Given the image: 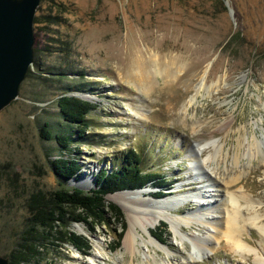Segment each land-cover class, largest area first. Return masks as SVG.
Listing matches in <instances>:
<instances>
[{"label": "rangeland", "instance_id": "rangeland-1", "mask_svg": "<svg viewBox=\"0 0 264 264\" xmlns=\"http://www.w3.org/2000/svg\"><path fill=\"white\" fill-rule=\"evenodd\" d=\"M36 16L42 21L34 25L38 68L60 69L66 76L61 83L47 74L43 76L51 82L25 80L18 98L0 112V178L9 174L15 186L47 195L71 189L86 193L95 189L101 170L111 171L126 151L134 150L142 157V170L164 176L170 187L148 184L122 191L143 189L147 195L130 200L126 212L119 207L125 230L116 251L110 250L113 231L121 232L122 225L95 226L91 233L90 226L71 222L66 230L90 243L87 256L54 240L44 242L41 255L20 264H95L93 255L97 264H184L191 255L198 256L186 236L203 238L210 224L196 222L176 233L160 221L150 233L159 234L160 224L167 225L165 250L147 248L139 237L133 256L122 250L128 216L139 225L150 222L153 212L143 210L149 208L147 201L176 195L178 184L183 193L200 191L203 196L200 205L176 210L179 215L192 211L200 218L201 209L212 205L210 222L222 229L230 194L242 191L259 204L254 208L264 224V0H42ZM64 44L67 55L60 50ZM205 70L204 88L189 106ZM62 94L83 96L96 106L86 117L83 134L59 117L55 101ZM46 123L75 140L68 150L41 138ZM211 142L215 149L203 148ZM192 148L197 161L187 157ZM57 158L74 159L79 172L66 182L57 179L49 168ZM90 168V189L84 190L76 182ZM1 179L0 257L8 259L15 231L27 214L24 201L9 196ZM197 180L201 182L186 185ZM161 192L162 197H155ZM117 193L107 195L106 202L118 206L109 199L119 200ZM242 215L250 216L246 210ZM77 225L86 234L78 233ZM136 232L148 240L138 225ZM244 237L257 247L255 228ZM98 241L103 251L95 247ZM211 247L213 252L200 249L194 264H253L252 258L243 261L231 253L224 241H213Z\"/></svg>", "mask_w": 264, "mask_h": 264}, {"label": "trees", "instance_id": "trees-1", "mask_svg": "<svg viewBox=\"0 0 264 264\" xmlns=\"http://www.w3.org/2000/svg\"><path fill=\"white\" fill-rule=\"evenodd\" d=\"M40 23H42L40 18L35 16L34 25ZM60 50L67 55L69 51L68 45L60 46ZM37 56L38 52L34 48L32 63L34 70H31L30 67L25 80L36 78L51 82V78L43 76L47 74V76L59 77V82L61 83L66 73L60 69L51 68L41 71L38 68ZM67 90L68 88L65 87L62 89L64 92ZM55 104L61 120L69 126H76L78 128L77 133L84 132L88 128L86 117L96 109L94 104L79 97L66 94L59 96ZM40 132L41 138L47 141H55L63 150H68L70 143L75 142L74 139H71V136L68 137L58 133L49 123L43 125ZM141 165L142 157L140 154L134 150L126 151L122 158L114 164L111 171L101 170L95 176V189L86 193L78 189L56 191L48 195L41 191H27L23 189V186H15V177L10 178V175L6 173L8 177L0 179L8 189V195L13 194L14 198L22 199L24 201L22 208L27 214V217L23 219L20 225V230L15 231L14 246L8 255V264L31 262L34 257L41 255L39 250L44 248V242H53L54 240L67 242L77 251L87 256L91 250L90 243L85 237L77 236L66 230L71 222L90 226L91 233L94 232L93 228L95 226L122 225L121 232H118L117 229L113 231L116 239L113 241L110 250L112 252L116 251L120 247L123 231L125 230L124 216L115 204L107 203L105 197L120 191L140 189L148 184L161 189L170 187L164 176L154 172H144ZM49 168L57 179L64 182L72 179L79 172V166L74 159H54L49 162ZM162 196L163 192L155 194V197ZM160 225V233L151 232V236L161 244H165V239L169 235L167 225L165 223ZM58 228L63 229L62 233L57 230ZM56 235H62L64 238L56 239Z\"/></svg>", "mask_w": 264, "mask_h": 264}, {"label": "bare ground", "instance_id": "bare-ground-1", "mask_svg": "<svg viewBox=\"0 0 264 264\" xmlns=\"http://www.w3.org/2000/svg\"><path fill=\"white\" fill-rule=\"evenodd\" d=\"M151 61L154 65V69H153L154 73L158 75L159 73L155 67L156 66L155 57H153ZM206 76H207V70H205L198 86L196 87L195 95L192 96L190 100L188 101L189 106H191L192 103L196 101L197 95L200 94V91L204 88ZM184 109L187 110L188 108L186 107ZM214 143L215 142H211L210 144L205 143L203 145V148L207 147V148L215 149L216 146H214ZM218 149L220 150V147H218ZM196 150L195 148L190 149L188 152L189 155L187 157L188 158L191 157L194 161H197V158H195L194 156V155H197ZM213 158H214L213 155H211L210 157H208L207 161ZM193 163L192 164L194 166L196 163L195 162ZM93 171L94 169H91V168L86 170L84 176L82 177L80 181L76 182L77 183L76 185L84 190H89L90 189V177H88L87 175L91 174ZM200 182L198 180L196 182L189 181L188 184L186 185L190 186L192 184H195V183L198 184ZM231 183H233V181ZM182 191H183V185L178 184L174 188V192H173V193L176 192V195L166 196L165 198L161 200H154L151 202L147 201L149 208L144 207L143 210H148V211L153 212V218L150 222H147L144 225H139L136 222L135 217L132 219L130 216H128L129 217L128 218L129 219L128 220L129 229L127 230L124 236V239L122 242V250H124L130 256H133L134 253L138 250L137 246H139V242L136 239L137 237L140 238V241H141L140 244L146 245L147 248L151 246L157 250H162V249L165 250L164 249L165 247L157 243L152 238L151 233H150V229H153V227L158 222L160 221L166 222L171 230L173 231L176 230V233L178 231H181L182 226L189 227L191 226V224L199 222V223H204L205 225L210 224L211 225V227L209 228L210 231L207 232L208 233L206 234L207 236L203 238H198V239H196L195 237H189L185 235L187 238H189L188 240H189V243L191 244L192 250L197 252L198 256L194 257L191 255L188 261H184V264L196 263V261L201 258L199 256V253H201L203 249L208 250L209 252H213L214 247H211V245L213 244V241L216 242V244L217 243L220 244L221 241H224L227 249L231 253L237 255L243 261L245 260L249 261L252 258L251 262L253 264H264V224H261L263 218H262V215L258 213L257 210H255L254 205H256L257 203H255L251 197H249L242 191L239 193L230 194L229 201H228L229 205L227 208V213L224 218L225 226L223 225L224 227L221 229L217 223L214 224L213 222H210V219H211L210 210L212 209V205L210 202L208 204H210L211 207H209L208 210L201 209L204 215H202V217L200 218L199 216L198 218L195 217L196 214H194V212L192 211L186 212L183 215H179L178 213H176V210L182 207H185L186 205L190 203L195 206L200 205L201 203L200 197L201 198L203 197L200 195L199 193L200 191H197L194 193H183ZM116 195L120 197L119 200H115L114 197H109V199L117 203L118 206L123 211L126 212L127 204L128 202H130V200L133 201L141 197L143 198L145 195H147V192H145L144 190L142 191L140 190V191H134V192H120V193H117ZM212 196L213 195L210 194L208 198H211ZM201 206H204V204H202ZM242 210L248 211L250 216L244 217L242 215ZM137 225L140 229H142L145 236L148 238L147 241L145 240L143 235L138 234L136 232ZM249 228H255L259 235L258 240H256L257 247L255 245H252L248 241V239L244 237L246 230H248ZM76 230L78 231V233H82V234L85 233V230L79 225L76 226ZM185 236H181L180 240L182 242H184L183 238ZM193 238L195 239L193 240ZM101 245L102 244L99 241L95 243V247L98 250L103 251V248L101 247ZM200 249L202 250L200 251ZM144 259L146 261L147 257H145ZM97 261H98V257L96 255H93L91 257V262H94L95 264H97ZM140 264H145V262L143 261Z\"/></svg>", "mask_w": 264, "mask_h": 264}, {"label": "water", "instance_id": "water-1", "mask_svg": "<svg viewBox=\"0 0 264 264\" xmlns=\"http://www.w3.org/2000/svg\"><path fill=\"white\" fill-rule=\"evenodd\" d=\"M40 2L0 0V112L18 98L20 87L32 66L34 17ZM0 264H8V259L0 257Z\"/></svg>", "mask_w": 264, "mask_h": 264}]
</instances>
